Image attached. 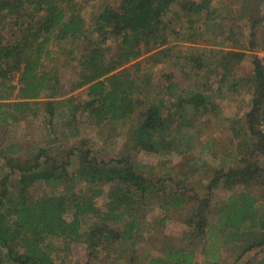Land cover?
I'll list each match as a JSON object with an SVG mask.
<instances>
[{
    "label": "trees",
    "instance_id": "1",
    "mask_svg": "<svg viewBox=\"0 0 264 264\" xmlns=\"http://www.w3.org/2000/svg\"><path fill=\"white\" fill-rule=\"evenodd\" d=\"M209 2L183 0L173 6V0H121L117 9H98L87 28L81 15L75 14L77 4L72 0H0V130L17 125L28 115L36 117L40 111L47 116L49 132L55 129L54 120L60 115L73 120L85 116L94 126L124 122L128 144H133L137 153L185 154L200 138L197 121L214 109L213 94L205 87L214 75L221 85L225 83L229 93L237 92L240 86L251 92L245 120L229 124L236 140L239 126L246 125L251 144L248 159L252 160L238 169L215 172L211 187L221 183L229 187L248 185L263 178L264 129L260 120L264 118V59L253 56L252 75L236 79L233 65L245 56L240 51L206 50L171 57L168 62L176 64L182 77H194L190 81L198 79L205 88L190 91L167 74L162 107L139 100L131 91V74L123 71V77H119L116 72L144 55H152V60L165 58L167 48L162 47L170 37L182 34L183 27L191 34L198 25L211 22L214 14ZM226 35L225 43L234 40L232 33ZM249 43L253 45V41ZM111 44L115 46L114 54L109 52ZM54 47H58V53ZM57 56L65 57L66 65L74 70L69 92L83 88L86 100L73 95L55 97L62 86L59 87L57 70L49 63ZM16 75L17 85L11 84ZM43 96L47 99L38 102ZM13 143L0 142V160L8 169L0 178V264H54L47 242L56 240L65 244L64 251L69 244H82L88 264L99 262L105 252V260H119L123 255L128 263H133L132 248L150 207L158 205L164 211L181 208L189 197L182 188V196L168 193L165 181L153 179L144 167H138L133 152L125 150L117 158L104 161L84 150L78 156V175L85 177V194H73L70 202L55 195L34 198L29 191L39 183L72 182L67 168L72 154L64 151L65 161H61L58 156L62 152L55 149L50 154L52 142H48L46 148H36L34 154L25 157L21 145ZM11 181L16 182L14 188ZM255 202L244 192L232 196L219 209L216 227L198 221L196 232L211 244L218 236L232 242L245 238L250 232L242 229L258 222ZM206 210V205L197 207L201 215ZM87 218L93 222L87 223ZM262 239L256 247H264V235ZM252 246L248 244L243 251ZM217 260L218 255L213 256L210 264ZM148 264L197 263L192 250L171 247L163 257L152 258Z\"/></svg>",
    "mask_w": 264,
    "mask_h": 264
},
{
    "label": "rangeland",
    "instance_id": "2",
    "mask_svg": "<svg viewBox=\"0 0 264 264\" xmlns=\"http://www.w3.org/2000/svg\"><path fill=\"white\" fill-rule=\"evenodd\" d=\"M182 1L173 0V6L180 5ZM209 1L210 10L214 14L211 22L204 26L198 25L191 34L189 30H185L187 27H183L182 34L170 37L167 44L162 47L167 48L165 58L155 57L152 60L150 59L152 55H144L116 71L119 77H123L124 74H121L123 71L131 74L134 81L131 91H134L139 100L151 101L159 107L164 104L163 95L165 94L164 87L167 84L165 79L167 74L173 75L172 78L182 88H189L190 91L199 92L208 87L209 92L213 94L214 109L201 116L197 121L201 127V135L189 152L185 154L172 152L160 155L137 153L133 144H128L124 122L94 126L87 121L85 116H79L73 120L67 115H60L54 120L55 129L53 132H49L50 130H47L46 127L47 116L43 111H40L36 117L28 115L27 119L17 125L4 131L0 130V134H3L0 137L1 144L6 145L13 142V144H20L22 156L34 154L36 148H46L48 142L53 143L49 149L50 154H53L55 149L62 152V155L58 156L59 160L65 161L64 151L72 154V160L68 161L67 167L69 176L73 179L72 182L56 181L52 183L53 185L39 183L29 191V194L34 198L55 195L67 198L70 202L73 199V194H85L88 188L85 177L78 175L80 165L78 156L84 150H88L91 156L97 160L104 161L115 158L117 154L121 155L125 150L133 152L132 158L140 164L138 167H144L148 176L153 179L156 177L162 183L165 181L163 184L168 193L175 192L176 196H182V189L187 192L189 197L185 206L181 208L164 211L158 205L150 207L146 213V221L141 226L134 248H132L133 257H135L133 263H128L127 258H124L123 255L119 260H105V252L101 254L99 262L92 264H148L152 258L163 257L165 251L171 247L192 250L195 253L197 264H210V259L216 255H218V260L213 264H240L244 261L264 264V247L255 245L259 240H263L264 235V176L248 185L233 184L229 187L221 183L211 187L215 172L238 169L245 161L252 160L248 159L251 144L247 139L246 125L239 126L238 140H236L232 137L229 124L233 120H245L250 110L251 92L240 86L237 92L229 93L225 83L221 85L219 79L214 75L209 79L207 86L201 87L202 83L198 79L190 81L194 77H182L176 64L171 63L172 61L168 62L171 57H183L189 52L201 54L206 50L240 51L245 56L233 65V76L236 79L250 77L253 73L252 57L264 59V0ZM75 2L77 4L75 14L81 15L86 27L89 28L98 9L104 6L117 9L121 0H72V3ZM229 32L234 35V40L225 43L223 38ZM251 41H253V45H250ZM57 49L58 47L53 48L55 53H58ZM109 52L110 54L116 52L113 44H111ZM207 55H211V52H207ZM105 56L110 57L108 54ZM66 63L67 60L63 56H57L49 63L53 64L57 70L59 87L62 86L61 89H57L58 94H55V97L73 95L81 101L86 100V90L83 88L69 92L68 88L72 77H74L72 76L74 70L71 69V65H66ZM137 65L140 67L137 68ZM205 75L206 73H204ZM17 79L18 75L11 84L17 85ZM221 88L222 90L219 92ZM46 99L43 96L37 101L41 102ZM11 101H13V97ZM260 124L264 129V118L260 120ZM7 172L8 169L0 160V178ZM15 183V181H11L10 185L14 188ZM242 192L255 199V206L259 210L258 222L251 228L242 229V232H250L248 236L234 242L222 241L218 236V240H214L211 244V241L207 240L208 238L196 232L195 227L200 223L198 221H201L202 224L207 222L210 228H215L219 221V209L227 205L229 198L239 196ZM194 196H197L198 199H195ZM98 203L101 204V200ZM205 205L207 206L206 212L203 215L197 213V207L201 208ZM194 212L196 215H193ZM90 219L92 218L86 219L87 223L93 222ZM218 231L216 229L217 235ZM47 243L50 245L49 249L55 261L54 264H88L82 244H69L68 250L64 251L65 244L61 241ZM248 244H253V246L249 250L243 251Z\"/></svg>",
    "mask_w": 264,
    "mask_h": 264
}]
</instances>
